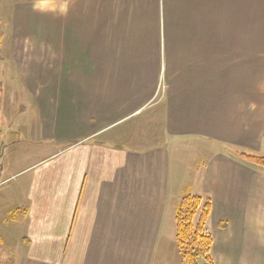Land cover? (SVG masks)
Segmentation results:
<instances>
[{
  "label": "crops",
  "instance_id": "1",
  "mask_svg": "<svg viewBox=\"0 0 264 264\" xmlns=\"http://www.w3.org/2000/svg\"><path fill=\"white\" fill-rule=\"evenodd\" d=\"M27 1L6 75L26 118L0 82V264H186L189 194L214 264H264V168L242 157L264 155V0Z\"/></svg>",
  "mask_w": 264,
  "mask_h": 264
},
{
  "label": "trees",
  "instance_id": "2",
  "mask_svg": "<svg viewBox=\"0 0 264 264\" xmlns=\"http://www.w3.org/2000/svg\"><path fill=\"white\" fill-rule=\"evenodd\" d=\"M242 155L246 162L264 168V155ZM210 214V199L200 195H186L176 207V237L186 264H214L211 256L213 238L207 231Z\"/></svg>",
  "mask_w": 264,
  "mask_h": 264
},
{
  "label": "rangeland",
  "instance_id": "3",
  "mask_svg": "<svg viewBox=\"0 0 264 264\" xmlns=\"http://www.w3.org/2000/svg\"><path fill=\"white\" fill-rule=\"evenodd\" d=\"M27 0H0V82L5 83L8 94H11L16 97L18 95L19 101L23 98L25 102L22 106V112L19 118H26L31 110V107L28 105V101H25L24 93L22 90H19V86L15 82H8L6 75H8V60L10 59V46H11V37L16 34L22 38L26 35V29L23 23V20L27 16V12H21L17 10V5L19 3H27ZM28 17V16H27ZM15 27V30H14ZM13 31V32H12ZM25 46L27 44H21ZM10 62V60H9ZM12 72V71H11ZM16 88L17 90H12ZM161 92V90H160ZM5 94V92H4ZM2 94L0 88V111L4 115V108L6 105L5 95ZM35 124L38 125V120L35 121Z\"/></svg>",
  "mask_w": 264,
  "mask_h": 264
}]
</instances>
